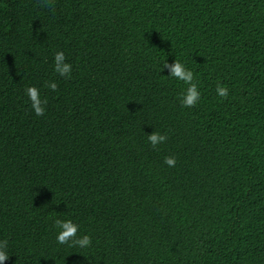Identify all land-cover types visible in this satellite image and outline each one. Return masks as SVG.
Masks as SVG:
<instances>
[{
  "label": "trees",
  "instance_id": "obj_1",
  "mask_svg": "<svg viewBox=\"0 0 264 264\" xmlns=\"http://www.w3.org/2000/svg\"><path fill=\"white\" fill-rule=\"evenodd\" d=\"M3 240L4 264H264V0H0Z\"/></svg>",
  "mask_w": 264,
  "mask_h": 264
},
{
  "label": "clouds",
  "instance_id": "obj_2",
  "mask_svg": "<svg viewBox=\"0 0 264 264\" xmlns=\"http://www.w3.org/2000/svg\"><path fill=\"white\" fill-rule=\"evenodd\" d=\"M43 6H47V3H45ZM66 59L67 58L62 51L56 52L54 55V71L61 77L71 78L72 65L65 62ZM164 69H167L169 76L174 77L175 79L188 85L186 92L182 94L181 106L185 108L195 107L201 99V92L199 91L197 84L194 82V73L187 69L179 60H175L171 64L165 62L162 66V70ZM46 87L52 91H56L58 84L56 82H49L47 83ZM25 93L31 102V107L35 115H45L48 100L46 98L41 99L40 90L35 86H29L26 88ZM216 93L221 99H227L229 96V89L226 86H222L218 83L216 87ZM147 139L152 148L155 149L157 145L165 143L168 137L165 134L153 131L151 134H147ZM164 163L169 167H175L176 157L166 156L164 158ZM54 226L60 229L56 236L58 244H67L69 246L87 248L92 243L90 236L83 235L80 237L77 235L80 226L72 220L56 219ZM7 246V240L0 241V264H4V262L10 258L7 252Z\"/></svg>",
  "mask_w": 264,
  "mask_h": 264
}]
</instances>
